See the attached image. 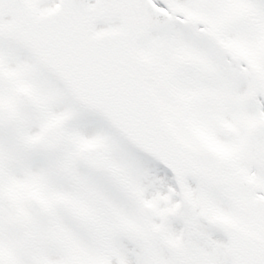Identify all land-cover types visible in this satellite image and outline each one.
<instances>
[{
    "label": "snow or ice",
    "instance_id": "snow-or-ice-1",
    "mask_svg": "<svg viewBox=\"0 0 264 264\" xmlns=\"http://www.w3.org/2000/svg\"><path fill=\"white\" fill-rule=\"evenodd\" d=\"M0 264H264V0H0Z\"/></svg>",
    "mask_w": 264,
    "mask_h": 264
}]
</instances>
